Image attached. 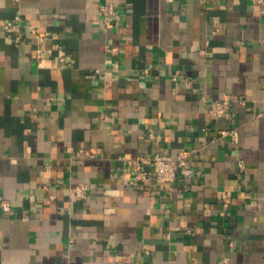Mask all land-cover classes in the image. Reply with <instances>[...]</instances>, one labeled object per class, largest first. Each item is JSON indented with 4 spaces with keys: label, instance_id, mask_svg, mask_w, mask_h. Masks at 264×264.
Wrapping results in <instances>:
<instances>
[{
    "label": "crops",
    "instance_id": "crops-1",
    "mask_svg": "<svg viewBox=\"0 0 264 264\" xmlns=\"http://www.w3.org/2000/svg\"><path fill=\"white\" fill-rule=\"evenodd\" d=\"M262 7L0 0V264H264ZM183 149L197 174L132 179Z\"/></svg>",
    "mask_w": 264,
    "mask_h": 264
},
{
    "label": "built area",
    "instance_id": "built-area-1",
    "mask_svg": "<svg viewBox=\"0 0 264 264\" xmlns=\"http://www.w3.org/2000/svg\"><path fill=\"white\" fill-rule=\"evenodd\" d=\"M260 2L262 7V13H264V1L256 0ZM101 14L104 16L106 22L109 18H118V12L114 8L113 4L109 1H105L99 8ZM35 37L39 42L43 41V36L39 34L37 29H32ZM174 79V76H173ZM230 105L228 99H214L211 101L208 107V113L212 117H219L224 115ZM228 136L232 142H237L238 134L236 129L229 131H221L219 138ZM152 138L157 136L152 135ZM195 150L183 149L180 150L175 156H168L160 153H155L152 156H136L134 158L127 159L126 162L131 166L132 179L135 182H144L147 179L153 178L157 183H172L177 180L179 176L190 177L198 172L188 165V159L194 153ZM242 167V163H239ZM87 184L79 182L71 188V194L75 199H82L87 194ZM225 202H227L225 200ZM0 206L3 211H9V204L7 201L2 200Z\"/></svg>",
    "mask_w": 264,
    "mask_h": 264
}]
</instances>
